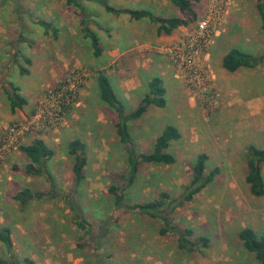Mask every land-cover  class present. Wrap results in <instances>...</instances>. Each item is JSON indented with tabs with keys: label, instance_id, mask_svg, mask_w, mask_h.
Returning <instances> with one entry per match:
<instances>
[{
	"label": "rangeland",
	"instance_id": "rangeland-1",
	"mask_svg": "<svg viewBox=\"0 0 264 264\" xmlns=\"http://www.w3.org/2000/svg\"><path fill=\"white\" fill-rule=\"evenodd\" d=\"M124 1L109 0V4L120 7ZM192 1L197 17L189 24L188 33L164 45L162 51L156 49L159 45L154 46L158 54L150 51L140 56L141 61L142 57H151L154 53L163 56L162 60L173 69L182 87V104L177 107L175 101H172L175 104L171 102L173 108L177 107L175 115L170 111L168 116L148 111L131 123L133 145L137 152L144 153L153 151L155 138L166 123L177 125L181 137L172 141L168 150L176 161L173 164L142 162L134 183L128 185L127 146L115 134L113 123L109 124V116L104 114L108 108L88 101L87 93L99 90V69L94 63L90 40L82 30L81 9L88 15L87 26L91 27L89 13L97 1L82 0L77 7L66 0H0V100L3 104L0 147L7 146L0 160V199L5 204L0 207V221L12 224L13 238L11 253L0 242V260L8 264H29L26 259L33 264H258L254 255L243 247L239 231L251 227L264 233V196L253 195L245 179L247 146L264 147V64L229 72L223 67L221 57L233 47L264 54V31L256 28L253 19H246L248 6L243 0ZM130 8L157 10L153 0H142ZM162 12L170 16L177 14L170 9ZM208 15L213 16V26L210 42L201 57L204 78H192L177 69L168 48L189 33H195L198 21ZM183 16L189 17L184 13ZM40 20L52 22L58 37L53 30L46 31ZM119 40L116 43L122 45L123 40ZM55 51H59L64 61L59 63L53 58L48 76V67L39 70V65L47 64L46 55L54 57ZM132 55L138 58L139 53ZM25 57L33 61L28 76L19 72L20 66L30 67ZM123 62L126 61L120 59L118 64L115 62V68L105 70L116 80ZM128 65L124 68H130ZM10 81L24 89L30 106L25 114L8 120L10 102L6 89L11 90ZM73 84L77 92L71 97ZM59 93L61 104L64 103L59 120L46 117L52 121L35 125L18 142H7L12 125L31 121L43 103ZM50 110L56 112L55 108ZM105 119V124L99 121ZM69 127H74L79 133L77 136L87 144V178L80 186L64 174L70 171L74 161V156L67 152L70 137L62 134ZM43 133L48 137L53 134L59 145L55 150L60 156H67V162L56 168L53 166L56 156L48 161L51 173L59 170L64 176L37 177L32 188L42 190L47 196L15 208L8 203L4 191L10 195L26 187L27 173L26 160L12 155L29 136ZM203 152L209 155L206 174L216 167L220 172L191 201L180 204L194 176L197 156ZM110 186H115L117 191L123 189L122 207L116 205ZM162 191L170 193L167 203L173 199L172 205L165 206L172 225L181 230L193 229V236H188V240L207 237V246L198 244L194 251L179 248L177 232L159 233L164 226L160 218L126 206L156 199ZM79 216L90 224L89 231L77 224Z\"/></svg>",
	"mask_w": 264,
	"mask_h": 264
},
{
	"label": "trees",
	"instance_id": "trees-1",
	"mask_svg": "<svg viewBox=\"0 0 264 264\" xmlns=\"http://www.w3.org/2000/svg\"><path fill=\"white\" fill-rule=\"evenodd\" d=\"M82 0H66L69 5H75L79 7ZM98 3L105 6L106 10L114 12L116 14L127 13L132 19H141L148 17L152 22L157 23L158 33L170 34L175 28L182 25H189L196 17L197 13L194 9L192 0H169L175 4L189 17L172 16L166 17L157 15L149 9H133V8H119L109 4V0H96ZM81 8V7H80ZM257 9L260 13L262 20V28L264 29V0H257ZM84 15L82 19L84 36L90 40L93 52L96 56L102 54L103 47L100 43V39L95 32H92L88 26V15L81 9ZM46 31L53 30L54 36L57 38V29L53 27V23L46 20L39 21ZM27 64L31 63L30 58L26 57ZM264 64V54H254L244 51L238 47L231 48L222 59L223 67L229 72H235L243 67L255 68ZM20 72L25 74L28 72L26 67L20 66ZM98 86L100 90V97L108 105L113 107L117 112L116 130L117 135L122 143L127 146V160H128V185H132L137 177L139 171V165L142 162L147 163H162L173 164L176 161L174 154L169 150L170 144L174 140H178L181 137V133L177 127L170 124L167 125L162 133L157 137L152 152L144 153L137 152L135 149L131 133L129 131L128 122L130 120H137L141 118L147 109L154 105L158 107H164L166 105L165 93L166 89L163 85L160 77H154L149 83V93L140 102L139 106L132 112L126 113L125 106L115 92V89L107 75L103 72H99ZM11 90H7L8 98L11 105V110L14 112L16 109H21L27 104V99L20 93V88L14 83L10 84ZM19 149L24 152L29 158V163L26 165L27 174L34 176H47L49 179L52 173L48 166L55 151L46 143L42 138H35L28 144L19 145ZM86 144L81 139H74L69 143L70 154L74 155L75 162L73 164L74 181L76 186L81 185L85 179V167L88 163V157L86 154ZM209 159L207 153L203 152L197 156L194 166V176L190 181V184L186 187V191L180 198V204L185 201H191L196 194L201 192L206 186L209 185L220 172V168L216 167L206 174V163ZM246 182L249 186V190L253 195L264 196V147L250 144L246 149ZM109 192L115 196V203L117 206H123L124 192L117 191L115 186H110ZM51 195H53V192ZM55 194V193H54ZM47 196V193L43 191H33L29 187H24L16 192L14 199L17 200L23 207L30 201L42 199ZM170 198V193L162 191L158 198L142 202L135 203L133 205H126L133 211H139L146 213L153 218H160L164 226L160 228L159 233L165 235L169 231H175L178 233V246L188 251L196 250L198 244L207 246L209 239L207 237H196L195 240H188V236H193V229L186 228L181 230L177 225H172L168 215L166 214V204H171L173 199L167 203ZM74 207V206H73ZM175 206L172 207L174 209ZM75 208V207H74ZM78 213V212H77ZM79 215V214H78ZM77 215V217H78ZM78 225L90 229V224L86 223L81 216H79ZM239 238L243 247L250 253H252L258 262V264H264V233L260 234L251 227H243L239 231ZM0 242L4 244L8 252H12L13 238L12 228L8 225L0 222ZM29 264H33L29 259H26ZM0 264H8L6 260H0Z\"/></svg>",
	"mask_w": 264,
	"mask_h": 264
},
{
	"label": "crops",
	"instance_id": "crops-1",
	"mask_svg": "<svg viewBox=\"0 0 264 264\" xmlns=\"http://www.w3.org/2000/svg\"><path fill=\"white\" fill-rule=\"evenodd\" d=\"M141 1L140 0H125L120 5L119 8H128V6H127L128 4H130L129 5L130 7L131 6L133 7V5H138V2H141ZM153 1L155 2V5L157 6V10H156V12H154L157 15L172 17L170 15H165V14H163L165 12H162V9H170L172 11H175V10L177 11L176 16L184 17L183 12L179 9V7H177L171 1H169V0H153ZM243 2H244V4H247V6H248V7H245V9H247V13L246 14L244 13L246 19L247 20H250V18L253 19V24H256V26H257L256 28L258 30L261 29V31H264V29L262 28L261 16H260V13L257 9V0H243ZM93 4H95L92 7V11H93L92 13L93 14L89 13V15L91 16L90 22H91L92 26L91 27L88 26V28L92 32H95L98 35V37L100 39V43L103 47L102 54L99 56H96L94 54L92 46H91L93 58H94V63L97 65V67H98L97 69H99L98 70L99 72H103L105 75H107L109 77V79H110V81H111V83L115 89L116 94L118 95V97L120 98V100L123 102V104L125 106L126 113L132 112L135 108H137L139 106L140 102L145 97V95L147 93H149L150 81L154 77H160L162 79L163 85L166 89V93H165L166 105L164 107H158V106L152 105L147 109V111L144 113V115L147 114L148 111L149 112L152 111V113H158L159 115H163V116L167 115V112L170 111V112H174V113H172V115L173 114L175 115V113H177L176 112L177 107L182 104L180 102V99L182 97V92H181L182 87L179 84V82L177 81V79H176L177 76L175 75L173 69L169 65L166 64V61L162 60V57H163L162 55H157L158 52L154 49V46L159 45L160 47H156V49H158L159 51L164 50V48H165V47H163L164 45H166L168 43L170 44L172 42H176L179 39H181L182 37H184L189 31V29H188L189 25L179 26V27L175 28L170 34H166V33L159 34L158 33V26L159 25L157 23L152 22L148 17L141 18V19L137 20V19H132L129 14H127L128 16H125L126 13H124V14L122 13V14L117 16V15L113 14V12L106 10L105 6L104 5L102 6V4L100 5V3H98V2H96V3L93 2ZM110 5H112V4H110ZM133 9H138V8H133ZM238 14H240V13H238ZM236 18H237V16H236ZM81 25H82V21H81ZM240 25L244 26L243 23H240ZM82 28H83V25H82ZM250 31L252 32L253 30L250 29ZM254 32H256V31H254ZM117 38H120L119 41L123 40L122 45H119L116 43ZM250 43H248V44L250 45ZM140 44H141V46H140ZM90 45H91V43H90ZM150 51H154L157 54L154 53L153 55H150L151 57H149V56L142 57L143 60L141 61L140 56L141 55L145 56ZM134 52H137V54L139 53L138 58H135L134 55H132V53H134ZM227 52H225L223 54V56ZM223 56L221 57V62H222ZM53 58H54V60L58 61L59 63H62L64 61L63 56L60 57L59 51L58 52L55 51L54 57L53 56L49 57V55H46L45 60L47 62H45V63H47V64L41 63L39 65V70H42L45 66L48 67V76L51 75V68L50 67H51V60ZM120 59H123L126 62H123V64H122L123 67H121L122 70L117 75H115V77H116V80H115V78H113V76L110 74V72L108 70L106 71L105 69H108L111 67L115 68V66L118 64V61ZM30 60H31V58H30ZM129 60H131V61L128 62ZM32 63H33V61L31 60L30 67L29 68L26 67L28 69L27 73L22 74L20 72V68H19V72L22 75L28 76L30 73V69L32 68ZM125 64H129L130 68L125 69L124 68ZM23 67H25V66L23 65ZM132 68L136 69V70L134 71V70H132ZM243 68H248V67H243ZM99 72H98V75H99ZM112 72H113V70H112ZM97 79H98V76H97ZM11 83H13V82L10 81L9 84H11ZM14 84L20 88V93L27 99L28 102H27V104L24 105L23 108L16 109L14 112H12L11 105L9 103V109H10L9 115L10 116L8 117V120L13 119L14 117L17 118L21 114L22 115L25 114L27 111V107L30 106V99L25 96L24 89L22 87H20V85L16 84L15 82H14ZM97 85H98V82H97ZM118 88L123 93H120ZM87 94H89V96H88L89 102H93L95 104H100L101 106H103V108H108L107 110H105L104 114L106 113L107 116H109V119H110L109 124L113 123L114 129H115V134L117 135V130H116L117 112L115 111V109L101 99L99 90L96 91V89H95L94 92L91 90L90 93H87ZM6 96H7V100L9 101L8 94H6ZM172 101H175L177 104V107L174 106L175 109L171 105ZM172 104H175V103L172 102ZM2 105H3L2 101L0 100V108ZM6 106H7V104H6ZM128 108L132 109V111H128ZM179 110H182V109H179ZM143 116L141 118H143ZM141 118H139V119H141ZM178 118H179V116H178ZM139 119H137V120H139ZM137 120H130L128 122L129 131H130L131 137H132V142H133V135H132L131 123L133 121H137ZM99 121L102 124H105V122H107V119H105L103 121H101V120H99ZM170 124H172V123L168 122L164 125V127L160 130L159 134L156 136L155 142H156L157 137L164 130V128ZM172 125L177 127V125H175V124H172ZM68 132L70 133V136H69ZM74 132H75V134H74ZM76 133H78V132L75 130L74 127H69L67 129H65L64 131H62V134H64V135L66 134L67 137H70L68 140V146H67V152L69 154H70L69 143L74 139H78V138L81 139L79 136H77ZM52 135H51V137H48V135L43 133L40 135L29 136L26 139L25 143H23V144H28L35 138L44 139L46 141V143L51 148H53V150L55 151L54 156H56V159L54 158L53 166H55L54 168H56V167H59V164L62 166V163L67 162V161H65L67 159V156L62 157L57 153L55 148L58 147L59 145H58L57 141H54ZM82 141L86 144V142L84 140H82ZM86 148H87V144H86ZM12 156H13V158L15 157V159L20 158V160L21 159L26 160L24 168H25V172L27 173L26 165H27V163H29V158L27 157V155L24 152H22L20 149H18V151L14 152ZM74 162H75V157H74V161L72 163V168L70 169V171L67 170V172L64 173L66 177H69L72 180L75 179L74 172H73ZM52 174H54V176L56 178H61L64 176L62 173L59 172V170H57L56 172L52 171ZM85 174H86V169H85ZM37 177H39V176L27 174V177L25 179V183H27L26 187L31 188L33 191H42V190L32 188V186H35ZM85 178H87L86 175H85ZM74 183H75V181H74ZM2 193H3V191H2ZM0 194H1V192H0ZM15 194L16 193H14V191H12V193L10 195L8 194L7 191H4V195L8 199V203L10 205H12L15 208H19L18 206L23 207L17 200L14 199ZM43 198L41 200H43ZM2 199L3 198L0 199L1 209L5 205V204H3ZM37 200H39V199H37ZM34 201H36V200H34ZM30 202H32V201H30ZM2 212H3V210H2ZM0 222L2 223L3 221H0ZM11 225L12 224L9 223L8 226L11 227Z\"/></svg>",
	"mask_w": 264,
	"mask_h": 264
},
{
	"label": "built area",
	"instance_id": "built-area-1",
	"mask_svg": "<svg viewBox=\"0 0 264 264\" xmlns=\"http://www.w3.org/2000/svg\"><path fill=\"white\" fill-rule=\"evenodd\" d=\"M212 17L213 16L208 15L198 21L197 31L195 33H189L185 39L180 40L178 43L168 48L177 69L181 73L187 76L189 75L192 78H204L201 57L210 42L211 28L213 26ZM76 92V85L73 84L70 96H74ZM61 97L62 94L59 93L57 97L47 99L43 103L40 111L31 121L26 123L20 122L12 125L7 135V142H18L23 134L35 125L40 123L46 124V122H51L52 120H59V113L62 111L64 104H61ZM50 108H55L56 112L51 111ZM46 117L52 120L47 121ZM6 148V145L0 147V160L3 157Z\"/></svg>",
	"mask_w": 264,
	"mask_h": 264
}]
</instances>
